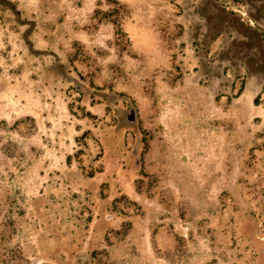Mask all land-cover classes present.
Here are the masks:
<instances>
[{"label": "rangeland", "instance_id": "obj_1", "mask_svg": "<svg viewBox=\"0 0 264 264\" xmlns=\"http://www.w3.org/2000/svg\"><path fill=\"white\" fill-rule=\"evenodd\" d=\"M0 233V264H264V0H0Z\"/></svg>", "mask_w": 264, "mask_h": 264}, {"label": "trees", "instance_id": "obj_2", "mask_svg": "<svg viewBox=\"0 0 264 264\" xmlns=\"http://www.w3.org/2000/svg\"><path fill=\"white\" fill-rule=\"evenodd\" d=\"M1 234V233H0ZM1 238H3V234H2V236H1ZM18 253H19V251H18ZM16 259V258H15ZM20 259L22 260L23 258L22 257H20Z\"/></svg>", "mask_w": 264, "mask_h": 264}]
</instances>
